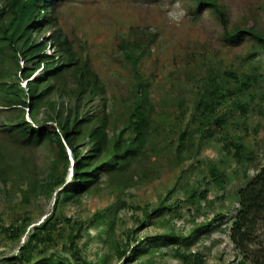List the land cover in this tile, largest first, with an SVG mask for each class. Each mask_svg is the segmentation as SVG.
<instances>
[{"label":"rangeland","instance_id":"rangeland-1","mask_svg":"<svg viewBox=\"0 0 264 264\" xmlns=\"http://www.w3.org/2000/svg\"><path fill=\"white\" fill-rule=\"evenodd\" d=\"M217 1L226 10L227 30L251 26L264 34V0ZM3 3L0 0V8ZM55 16L52 24L37 27L34 35L38 41L45 40L48 54L54 50V44H48V40L60 33L68 39L79 60L89 58L91 69L103 84L104 94L98 95L93 104L86 106V110L98 108L101 100L118 106L119 110L124 108L126 96L135 92L131 83L136 81V76L122 55L120 43L124 39L145 43L151 40L148 52L136 69L149 81L151 98L154 104L157 102L158 108L154 116L165 127V131L161 130L165 140H157L156 163L147 162L154 169L151 172L153 177H145V180L133 185L129 183L122 189L100 184L87 193L78 205H66L64 213L86 219L98 210L105 211L106 206L116 208V236H121L128 227H136L139 228L137 235L140 239L156 237L168 231L170 223H173L177 232L188 235L180 240L183 250L202 253L203 264H239L243 257L230 239L229 226L238 208L236 191L247 180L244 171L247 177H251L264 166V79L255 99L249 100L247 114L241 113L238 106L231 107L233 110L224 124L223 133L229 136L237 133L238 140L250 150L244 152L242 162H237L231 152L223 149L217 124L211 126L212 135H201V128L198 127L200 119L192 120L191 117L202 94L197 86L203 84L211 69L264 75V51L252 55L256 43L251 35L243 37L238 43L225 41L220 16L207 6L198 7L195 0H60ZM22 64L25 65L20 61ZM43 71L37 69L32 77L37 78ZM65 79L69 82L64 86L66 92L73 82L72 74L67 73ZM24 80H18L19 87L27 88ZM50 97L58 105L60 101L67 104L70 99L54 91ZM259 100L262 102L260 107L256 104ZM180 102H186L183 115ZM12 111L0 103V154L8 162H24L25 167L18 165L13 171L16 174L19 172L13 188L6 191L0 184V216L8 224L16 214L28 208L35 219L16 244L11 238L0 236L1 256H10L18 251L33 226L53 210L55 200V194L47 200L42 194L27 192L28 185L24 181L29 169L34 182L42 178L53 158L54 147L47 141L26 144L20 134L10 131L7 120ZM219 111L217 109L216 112ZM48 112L45 105L36 112V118L43 122ZM25 119L32 121L27 111ZM36 123L38 121L34 119L32 124ZM184 129L192 135L186 144L189 149L180 151L191 154L183 162L172 165L171 157L177 149L171 142ZM88 147H83V150ZM67 154L66 183L72 181L73 165L69 148ZM213 166H218L217 171L226 176L223 187L209 176ZM21 172L24 173L21 175ZM207 176L209 182L206 181ZM206 186L209 187L207 197L196 203L186 199L172 215L171 221H160L161 218L154 215L145 219L144 225H139L136 216L140 218L145 209H152L170 188L169 200H175L184 199L187 190ZM22 192L27 193L28 201L21 200ZM218 212H223L225 217L200 232L198 226ZM101 226L98 223L87 225L88 233L78 240L82 254L91 264H100L102 254L106 257L103 264H121V260L99 237ZM253 238L251 248H259L257 251L263 254L261 264H264V225L255 230ZM135 243L129 245V250ZM149 244L153 245L151 252ZM149 244L139 247L142 252L140 258L134 257L132 264H139L140 260L146 264H182V260L173 253L176 245H164L160 239ZM63 255L73 261L69 253Z\"/></svg>","mask_w":264,"mask_h":264},{"label":"trees","instance_id":"trees-1","mask_svg":"<svg viewBox=\"0 0 264 264\" xmlns=\"http://www.w3.org/2000/svg\"><path fill=\"white\" fill-rule=\"evenodd\" d=\"M2 1L0 103L13 110L7 120L10 131L20 134L26 144L47 141L54 147L53 158L42 178L34 182L30 176L32 170L29 169L24 181L28 185L27 192L42 194L47 200L55 194V200L53 210L33 226L27 240L19 245L17 252L10 256L0 254V264H91L82 254V246L78 240L88 233L87 225L95 223L102 225L99 237L121 260V264H132L134 257L140 258L142 252L139 247L157 239L164 245H176L173 253L182 260V264H203L202 253L183 250L180 240L188 235L177 232L173 223H170L168 231L156 237L148 239L145 236L140 239L137 235L139 228L136 227H128L121 236H116V208L106 206L105 211L98 210L86 219L67 216L63 211L68 204L78 205L87 193L100 184L122 189L129 183L133 185L145 180V177H153L151 172L154 169L147 162L156 163L157 140H165L161 131H165V127L154 116L158 108L157 102L154 104L151 98L149 81L136 69L148 52L151 40L145 43L124 39L120 43L122 55L130 63L136 76V81L131 83V89L135 92L126 96L124 108L119 110L118 106L101 100L98 108L86 110V106L93 104L98 95L104 94L103 84L91 69L89 58L79 60L68 39L60 33L48 40V44H54V50L48 54L45 40L38 41L34 35L37 27L41 28L55 21L56 6L60 0ZM195 4L198 7L207 6L220 16L225 29V41L238 43L243 37L251 35L256 43L252 55L264 51L262 32L251 26L227 30L226 10L217 0H195ZM20 61L25 65L21 66ZM37 69L44 71L37 78L32 77ZM67 73L72 74L73 82L65 92L64 86L69 84L65 79ZM22 79H25L27 88L19 87L18 80ZM263 79L264 75L260 73L211 69L203 84L197 86L202 94L198 102H194L191 119H200L198 127L201 128V135H212L211 126L217 124L221 131L219 140L223 143V149L231 152L237 162H242L244 152L250 150L238 140L237 133L230 136L223 133L224 124L234 107L238 106L241 113L247 114L249 100L255 99ZM53 91L61 97L69 96L68 103L60 101L58 105L50 97ZM185 104L186 102L179 103L182 115ZM256 104L260 107L262 102L259 100ZM45 105L50 112L41 122L36 118V112ZM217 109H220L218 113ZM26 111L32 121L25 119ZM34 119L38 121L35 125L32 124ZM191 135L187 129L181 130L171 142L177 149L174 157H171L172 165L179 164L190 156L191 152L182 153L180 150L189 149L186 144ZM85 146L90 147L83 150ZM67 148L72 152L73 165L72 181L66 183L69 161ZM18 165L25 167L24 162H8L0 154V184L6 191L14 186L12 184L19 172L16 174L13 171ZM217 167H211L209 176L223 187L226 176L219 173ZM243 175L247 180L236 191L238 208L229 226V236L243 257L239 264H261L263 254L257 251L259 248L252 249L251 246L255 230L264 225V166L251 177H247L246 170ZM171 192L172 188L152 209H145L140 218L136 216L139 225H144L145 219L154 215L161 218L160 221H171L172 215L176 214L186 199L193 203L200 202L207 197L209 187L187 190L184 199L169 200ZM21 200H29L26 192H22ZM224 217L223 212H218L209 221L199 225L198 229L201 232ZM34 219L35 215L28 208L16 214L8 224L0 216V236L9 237L16 244ZM134 241L136 243L129 250V245ZM151 246L150 252L153 251V245ZM63 253H69L73 261ZM104 255L99 257L100 264L106 260ZM139 264L146 263L140 260Z\"/></svg>","mask_w":264,"mask_h":264}]
</instances>
